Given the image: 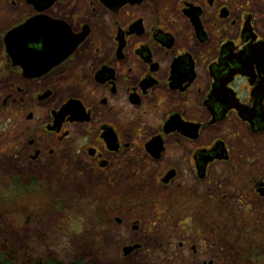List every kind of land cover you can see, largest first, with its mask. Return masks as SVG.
Wrapping results in <instances>:
<instances>
[{
  "label": "flooded vegetation",
  "instance_id": "obj_1",
  "mask_svg": "<svg viewBox=\"0 0 264 264\" xmlns=\"http://www.w3.org/2000/svg\"><path fill=\"white\" fill-rule=\"evenodd\" d=\"M48 172L69 205L64 187L94 176L158 187L212 234L264 219V21L251 3L0 0L2 185L25 194L53 184ZM122 207L106 223L125 227Z\"/></svg>",
  "mask_w": 264,
  "mask_h": 264
},
{
  "label": "rangeland",
  "instance_id": "obj_2",
  "mask_svg": "<svg viewBox=\"0 0 264 264\" xmlns=\"http://www.w3.org/2000/svg\"><path fill=\"white\" fill-rule=\"evenodd\" d=\"M246 1L256 19L264 21V0ZM47 175L53 184H33L25 194L3 186L0 177V245L6 244L9 250L11 244L10 251L23 262L70 264L78 259L83 264H264V219H250L236 228V237L227 225L212 234L204 226L202 230L197 219L183 213L158 187L99 186L92 182L97 179L94 176L81 186L76 177L72 186L64 187L75 191L69 205L55 198V172ZM122 202L126 208L111 213L124 216L128 224L118 228L113 222L106 223L105 209ZM220 211H224L220 218L228 222V208ZM132 221L139 222L137 232L130 230ZM236 239L243 247L233 246ZM129 242L142 247L124 256L123 246Z\"/></svg>",
  "mask_w": 264,
  "mask_h": 264
},
{
  "label": "trees",
  "instance_id": "obj_3",
  "mask_svg": "<svg viewBox=\"0 0 264 264\" xmlns=\"http://www.w3.org/2000/svg\"><path fill=\"white\" fill-rule=\"evenodd\" d=\"M2 245H0V264H39L37 263H30L28 262H23V259H16L15 257V253L16 252H12L10 251L12 249H7V247H3ZM45 264H63V263H59L56 260H46ZM70 264H83L80 260L76 259V261L71 262Z\"/></svg>",
  "mask_w": 264,
  "mask_h": 264
},
{
  "label": "water",
  "instance_id": "obj_4",
  "mask_svg": "<svg viewBox=\"0 0 264 264\" xmlns=\"http://www.w3.org/2000/svg\"><path fill=\"white\" fill-rule=\"evenodd\" d=\"M37 1L38 0H30V2L33 3V4H36ZM42 26H43V32L45 33L44 36H47V38L49 37V39H47V40L51 42V40H53V36H54V34L52 32L53 26L49 27V26L45 25V23ZM139 248L140 247L138 245H134V246H131V247H124L122 249V253H123L124 256H128L130 253H132L133 251H135V250H137Z\"/></svg>",
  "mask_w": 264,
  "mask_h": 264
}]
</instances>
